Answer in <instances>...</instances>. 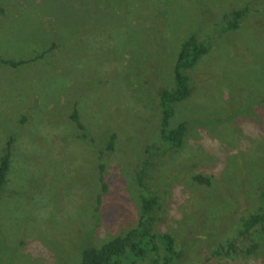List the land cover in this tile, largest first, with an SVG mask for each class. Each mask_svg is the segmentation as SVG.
I'll list each match as a JSON object with an SVG mask.
<instances>
[{"label": "rangeland", "instance_id": "374dc122", "mask_svg": "<svg viewBox=\"0 0 264 264\" xmlns=\"http://www.w3.org/2000/svg\"><path fill=\"white\" fill-rule=\"evenodd\" d=\"M246 5L240 27L227 29L230 12ZM0 6V58L26 60L0 63V157L15 138L0 194V264H81L86 247L137 224L148 192L161 204L153 233L174 237L180 263L264 264V231H239L264 206V0ZM193 34L210 50L187 71L193 92L170 125L188 129L171 150L159 94L174 87ZM75 106L84 130L70 117ZM229 242L236 251L214 254ZM156 258L122 263L163 264Z\"/></svg>", "mask_w": 264, "mask_h": 264}, {"label": "trees", "instance_id": "16d2710c", "mask_svg": "<svg viewBox=\"0 0 264 264\" xmlns=\"http://www.w3.org/2000/svg\"><path fill=\"white\" fill-rule=\"evenodd\" d=\"M249 6L246 5L239 9H234L230 12V19L227 22V29L236 30L240 27L241 20L247 14ZM3 8L0 6V12ZM210 47L205 42L198 39L193 34L189 36L182 44L175 64V85L172 88H164L159 96L162 106V115L160 123V136L166 142L167 147L171 150L180 149L184 145L188 125L186 121H181L175 126L170 125V119L175 112V106L192 95V81L188 70L193 69L200 59L209 52ZM26 62V60H13L8 58H0V63L7 66L17 67ZM78 128L84 130L85 126L80 120V115L77 107H74L70 115ZM117 135L112 134L107 150H114ZM15 138L8 139L6 150L0 157V194L4 185L7 183L8 174L12 166L13 144ZM200 182H208L209 179L204 176H197ZM140 185L143 183V175H140ZM107 186L103 183V191H106ZM143 194V193H142ZM264 200V191L262 192ZM100 197L97 201L100 202ZM161 206L158 197L153 192H148L142 195L141 216L137 224L122 235H117L112 239L104 242L100 246L86 247L82 252L81 264H123L122 258L125 256L146 257L150 253L155 252L159 258L154 262H158L161 258L163 264H187L180 263L182 251H177L175 248L174 237L169 233H161L159 237L153 233L154 222L158 217L154 214L155 210ZM242 228L240 234L248 233L254 229L264 231V206L260 210L251 213L247 217L241 219ZM253 247L247 249L252 252ZM237 246L233 242H229L228 246L221 244L218 249H215L214 254L225 253L230 255L236 251ZM162 251V257H160Z\"/></svg>", "mask_w": 264, "mask_h": 264}]
</instances>
